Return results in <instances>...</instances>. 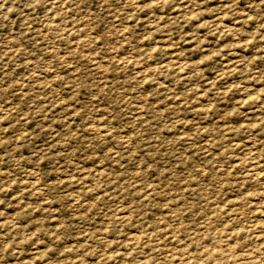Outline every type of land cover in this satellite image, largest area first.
<instances>
[{"label":"rangeland","instance_id":"obj_1","mask_svg":"<svg viewBox=\"0 0 264 264\" xmlns=\"http://www.w3.org/2000/svg\"><path fill=\"white\" fill-rule=\"evenodd\" d=\"M263 216L264 0H0V264H264Z\"/></svg>","mask_w":264,"mask_h":264},{"label":"bare ground","instance_id":"obj_2","mask_svg":"<svg viewBox=\"0 0 264 264\" xmlns=\"http://www.w3.org/2000/svg\"><path fill=\"white\" fill-rule=\"evenodd\" d=\"M53 24H54V22H53ZM229 26V25H228ZM53 28V27H52ZM178 63V62H177ZM177 65V64H176ZM102 67V66H101ZM98 68L100 69V67L98 66ZM73 69V68H72ZM102 69H104V68H102ZM68 70H70V68L68 69ZM103 72V71H102ZM44 73V72H43ZM33 74V73H32ZM53 74V73H52ZM38 79V78H37ZM136 108V107H135ZM139 108V107H138ZM135 110V109H134ZM136 110H138V109H136ZM96 130V129H95ZM127 139V138H126ZM252 150V149H251ZM236 162V161H235ZM259 171V170H258ZM249 172V171H248ZM245 173V172H244ZM258 173V172H257ZM247 175V174H246ZM257 176V175H256ZM30 181V180H29ZM32 182V181H31ZM262 182V181H261ZM260 184V183H259ZM244 199V198H243ZM260 200H261V198H260ZM247 201H249V200H247ZM254 201V200H253ZM231 205V204H230ZM236 206V205H235ZM259 209V208H258ZM254 210V209H253ZM260 210V209H259ZM232 211H234V210H232ZM250 211V210H249ZM243 212H244V210H243ZM252 212V211H251ZM232 213V212H231ZM233 214V213H232ZM240 214V213H239ZM242 215V214H241ZM238 216V215H237ZM231 217H233V216H231ZM264 217V216H263ZM246 219V218H245ZM249 219V218H248ZM259 219V218H258ZM264 219V218H263ZM241 220H242V218L240 219V222H241ZM261 221V220H260ZM262 222V221H261ZM204 223V222H203ZM248 223V222H247ZM246 223V224H247ZM253 223V222H252ZM251 223V224H252ZM255 223V222H254ZM250 224V223H249ZM239 225V224H238ZM253 225V224H252ZM170 227V226H169ZM206 227H207V225H206ZM213 228V227H212ZM246 228V227H245ZM198 230V229H197ZM232 230V229H231ZM262 230V229H261ZM199 231V230H198ZM202 231V229L200 230V232ZM211 231V230H210ZM243 231V230H242ZM164 232V231H163ZM264 232V231H263ZM167 233V232H166ZM195 233H196V231H195ZM212 233V232H211ZM228 234V233H227ZM260 234V233H259ZM202 235V234H201ZM218 235V234H217ZM244 235V234H243ZM254 236V235H253ZM202 237V236H201ZM234 237V236H233ZM259 237V236H258ZM197 239V238H196ZM213 239V238H212ZM199 240V239H198ZM253 240V239H252ZM261 241V240H260ZM258 242V241H257ZM251 243V242H250ZM241 245H243V244H241ZM247 246V245H246ZM249 246V245H248ZM251 247V246H250ZM129 248V247H128ZM222 248V247H221ZM242 249V248H241ZM179 250V249H178ZM178 252H180V250L178 251ZM216 252V251H215ZM214 253V251L212 250V251H210V254L212 255ZM225 253H226V251H223V252H220L219 250H218V254H217V256H216V258H218L219 259V261H221V263H219V264H224V262L226 263V261L223 259V257H225ZM158 256V255H157ZM229 256V255H228ZM238 256V255H237ZM241 256V255H240ZM193 257V256H192ZM197 257V256H196ZM244 257V256H243ZM178 258V257H177ZM254 258V257H253ZM260 259V258H259ZM244 260V259H243ZM246 260V259H245ZM162 261V260H161ZM238 261V260H237ZM160 263V262H159ZM30 264V263H29ZM116 264V263H115ZM187 264V263H186ZM240 264V263H239ZM242 264H244V263H242Z\"/></svg>","mask_w":264,"mask_h":264}]
</instances>
